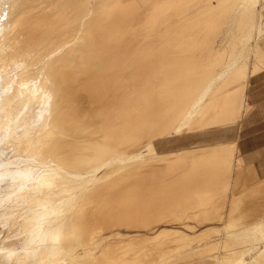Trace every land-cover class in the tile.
<instances>
[{"label":"bare ground","instance_id":"1","mask_svg":"<svg viewBox=\"0 0 264 264\" xmlns=\"http://www.w3.org/2000/svg\"><path fill=\"white\" fill-rule=\"evenodd\" d=\"M216 1L0 0V264H264L243 206L264 182L233 194L236 236L190 250L221 226L176 224L224 218L236 141L148 155L245 113L258 0ZM231 10L240 35L215 49Z\"/></svg>","mask_w":264,"mask_h":264},{"label":"rangeland","instance_id":"2","mask_svg":"<svg viewBox=\"0 0 264 264\" xmlns=\"http://www.w3.org/2000/svg\"><path fill=\"white\" fill-rule=\"evenodd\" d=\"M213 1L217 3L216 0ZM250 13L255 25L252 29L253 36L250 38V41L247 42V44H250L252 41V56H249L248 58L249 70H251L254 61L258 58L260 62L264 61V0H258L251 8ZM235 16H237V12L233 10L229 11V13H227L225 17L227 19L225 24L221 26L217 35L213 36V38H215V49L230 50L232 48L231 44L234 42V39H236L237 36L240 35V31L234 26ZM257 51H260V55L256 54ZM246 52H244V54H247ZM246 59L247 58L245 56H240L239 58H237V62L239 63ZM247 82V107L245 108L243 117L238 122L213 130L191 132L184 135L174 134L168 139L156 141V150L148 154L149 156L154 158L158 156L169 155L174 150H177L179 148L188 147L200 143L214 142L219 140H234L236 141V146L238 148L236 158L240 155H242L243 157L241 183L240 185L233 184L228 190L225 216L223 219L205 222H199L197 220L190 219L189 222L196 225L194 228H188L184 222L176 223L182 229H185L194 235L201 232L207 226H221V229L219 231L213 232L212 235L202 243L196 242L192 247L189 248L190 250L198 249L202 246H207L212 241L222 240L223 238L230 235L236 236L237 233L243 232L244 228L242 227H234L231 230H227L225 228V225L228 221V212L230 209L231 198L233 194L239 193L241 189L240 187L242 186H253L258 181L264 182V64H262V67L257 73L249 74ZM236 171L237 170L235 169L233 172V183L236 178ZM244 203L245 205L243 206H248L251 204L257 205V207H255L256 209L254 210L253 215L248 216V221L244 223L245 228L247 229V233L250 232L249 234H252L255 233V230L259 228L256 227V224H264V196L261 195L254 198L248 197L245 199ZM123 230L124 235H128V233L130 232H135L127 229ZM263 247L264 240H257V242H254L253 249L247 251L244 254L245 259L249 260L253 255H256L258 252H260ZM219 251L224 252L225 249L221 247ZM173 262L185 264L180 258ZM206 264L213 263L209 261Z\"/></svg>","mask_w":264,"mask_h":264}]
</instances>
